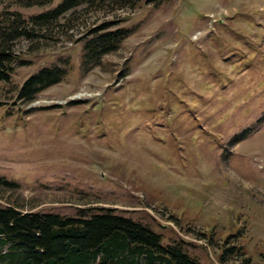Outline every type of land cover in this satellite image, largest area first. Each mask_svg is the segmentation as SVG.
<instances>
[{"label": "rangeland", "instance_id": "rangeland-1", "mask_svg": "<svg viewBox=\"0 0 264 264\" xmlns=\"http://www.w3.org/2000/svg\"><path fill=\"white\" fill-rule=\"evenodd\" d=\"M84 7L51 38L14 43L28 63L0 81V178L14 183L0 184V204L109 206L203 264H220L228 235L264 264V0ZM108 20L132 32L84 68L88 30ZM53 64L63 79L18 100L23 80Z\"/></svg>", "mask_w": 264, "mask_h": 264}, {"label": "trees", "instance_id": "trees-1", "mask_svg": "<svg viewBox=\"0 0 264 264\" xmlns=\"http://www.w3.org/2000/svg\"><path fill=\"white\" fill-rule=\"evenodd\" d=\"M146 1L150 0H57L55 3L54 0H10L0 10V81H9L17 67L28 63L14 51L18 39L51 38L56 27H70L71 16L82 5L85 7L81 11L85 12L119 10ZM10 4L47 8L25 16L19 10L9 9ZM69 12V17H65ZM61 18L64 21L59 23ZM115 23V20L104 21L88 30L91 35L82 46L84 68L119 48L131 34L132 28L125 26L109 30ZM65 74V69L57 64L41 66L23 80L16 92L17 99L32 101L39 92L60 82ZM0 184L14 183L0 178ZM231 237L228 235L220 247L218 262L230 264L229 259L236 257L235 264H253L241 245L230 243ZM184 243L183 240L164 243L161 235L147 224L119 214L109 206L78 207L75 214L69 215L24 210L16 201L0 204V249L8 244L5 252L0 251V260L7 263L203 264L187 252Z\"/></svg>", "mask_w": 264, "mask_h": 264}]
</instances>
